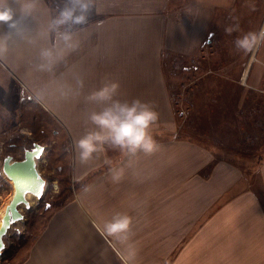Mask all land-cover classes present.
Listing matches in <instances>:
<instances>
[{
  "label": "crops",
  "instance_id": "1",
  "mask_svg": "<svg viewBox=\"0 0 264 264\" xmlns=\"http://www.w3.org/2000/svg\"><path fill=\"white\" fill-rule=\"evenodd\" d=\"M51 1L72 6L6 0L12 19L0 22V70L14 94L24 92L61 126L69 181L84 184L50 214L17 264H264V158L258 195L244 184V170L218 155V141L181 135L173 101L210 37L235 22L239 0H92L86 23L57 28ZM63 32L76 47L65 45ZM105 79L119 83L118 98L154 106L158 151H107L80 163L73 141L99 107L86 97ZM200 97L201 114L223 112L218 89ZM196 128L202 134L204 126ZM106 161L123 168L120 182L111 180ZM115 212L133 220L134 235L124 243L103 230Z\"/></svg>",
  "mask_w": 264,
  "mask_h": 264
},
{
  "label": "rangeland",
  "instance_id": "2",
  "mask_svg": "<svg viewBox=\"0 0 264 264\" xmlns=\"http://www.w3.org/2000/svg\"><path fill=\"white\" fill-rule=\"evenodd\" d=\"M234 11L237 13L234 23L244 21L243 33L258 31L263 20L264 0H239ZM58 17L59 12L54 11L53 18ZM241 34L227 35L222 27L218 28L210 37L211 45H204L198 63L182 74L186 87L181 90V97H174L173 101L181 135L197 141L203 139L208 144L218 141L222 145L217 147L218 155L232 159L242 168L244 184L261 195L257 170L264 158V45L248 54L237 52L232 42ZM190 78L195 82L189 84ZM214 88L219 91L218 106L223 112L201 114V92L204 94L205 90ZM12 89L10 80L0 70V112L10 111L11 141L20 135L19 131L24 132L25 138L21 148H11L3 155L20 159L23 148L31 147L32 142L40 143L46 149L43 156L36 159V168L45 183L40 198L31 196L29 207L19 205L24 217L8 227L0 264H17L57 205L70 200L84 184L69 181L67 146L61 126L33 99L25 97L20 101L24 92L16 90L14 94ZM195 89L197 91H191ZM211 123H214L213 128ZM201 124L204 126L202 134L196 128ZM11 192V182L0 173V210Z\"/></svg>",
  "mask_w": 264,
  "mask_h": 264
},
{
  "label": "clouds",
  "instance_id": "3",
  "mask_svg": "<svg viewBox=\"0 0 264 264\" xmlns=\"http://www.w3.org/2000/svg\"><path fill=\"white\" fill-rule=\"evenodd\" d=\"M71 7L60 10L59 17L52 24L56 28L65 24H83L87 21L92 0H71ZM77 12L79 14H77ZM12 13L7 7L6 0H0V22H9ZM231 19L235 20L234 17ZM227 35L241 32L238 23H232L224 29ZM60 39L72 49L70 32L60 33ZM233 47L244 54L258 50L264 45V26L258 31H248L238 35L233 40ZM0 42V53L4 51ZM43 56L50 55L45 51ZM82 86V84H81ZM120 85L111 79H105L101 86L91 91L86 100L99 105L98 108L87 113V127L83 134L73 141V149L80 163L86 164L98 154L107 151H117L121 156L135 157L138 154L146 156L158 151L160 145L152 135V127L159 121V113L154 106L141 99L122 100L118 98ZM109 164V173L113 182H120L124 177L123 168H115ZM132 217L126 213L115 212L110 219L103 222V230L109 237H118L121 243L129 240L132 231Z\"/></svg>",
  "mask_w": 264,
  "mask_h": 264
},
{
  "label": "water",
  "instance_id": "4",
  "mask_svg": "<svg viewBox=\"0 0 264 264\" xmlns=\"http://www.w3.org/2000/svg\"><path fill=\"white\" fill-rule=\"evenodd\" d=\"M36 147H43L38 142H32V146L30 148H24L23 150V157L21 159H11L10 155H6L2 162V172L4 175H13L18 172H24L32 175L33 181L30 184H18L14 183L12 187H14V193L11 198H9V202L5 206L4 214L1 217V224H0V258L2 257V252L5 247L4 236L8 230V227L14 221L22 219L24 217L23 213L20 212L19 205L23 204L25 207H29V201L26 200H18L19 194L21 191L25 189H30L33 191H37L39 193L40 198L42 196V186L45 183V179L42 178L40 171L36 168V161L34 158H30L29 156L36 150ZM38 158V157H37ZM36 158V159H37ZM12 173V174H11ZM14 176V175H13ZM16 177V176H14ZM19 201V202H16ZM16 203V204H15Z\"/></svg>",
  "mask_w": 264,
  "mask_h": 264
},
{
  "label": "flooded vegetation",
  "instance_id": "5",
  "mask_svg": "<svg viewBox=\"0 0 264 264\" xmlns=\"http://www.w3.org/2000/svg\"><path fill=\"white\" fill-rule=\"evenodd\" d=\"M24 100L23 97L20 98V101ZM6 107L9 108L8 104H6ZM10 111H4V112H0V157L4 154V152L9 151L11 148H21V143H23L25 141L24 135H22L24 132L23 131H19L20 135H18V137L16 139H14V141H11V126H10ZM23 150L22 149V154L20 156V159L23 157ZM6 155H10V154H5L3 155V157L0 158V173L3 174L2 172V162L4 160V157ZM11 156V155H10ZM14 159L11 156V160ZM10 160V161H11ZM4 175V174H3Z\"/></svg>",
  "mask_w": 264,
  "mask_h": 264
},
{
  "label": "bare ground",
  "instance_id": "6",
  "mask_svg": "<svg viewBox=\"0 0 264 264\" xmlns=\"http://www.w3.org/2000/svg\"><path fill=\"white\" fill-rule=\"evenodd\" d=\"M43 153H44V146L43 147H38V148L36 147V150L29 157L30 158H34V160L36 161V158L43 156ZM9 160H11V159H9ZM13 175L16 176V177H14ZM13 175H5V178H7L11 182L12 185L14 183H18V184L27 183V184H30L33 181L32 175H30L28 173L18 172V173H15ZM43 187H44V184H43L42 189H41V191L44 192ZM13 193H14V187H12V192H11L9 198L12 197ZM31 196H34L35 198H37V197H39V193H37V191H33V190H30V189H25L24 191L20 192L18 200H26V198H27L28 201H29ZM9 198H8L7 202L5 203V206L9 202V200H10ZM16 202H19V201H16ZM5 206H4V208H2L0 210V224H1V217L4 214Z\"/></svg>",
  "mask_w": 264,
  "mask_h": 264
},
{
  "label": "trees",
  "instance_id": "7",
  "mask_svg": "<svg viewBox=\"0 0 264 264\" xmlns=\"http://www.w3.org/2000/svg\"><path fill=\"white\" fill-rule=\"evenodd\" d=\"M50 4H51L52 10H53V13H54V11H56V12H60V10H62L61 7L57 6V5L54 4L53 2H50ZM53 17H54V15H53ZM53 17H52V18H53ZM53 19H54V18H53ZM56 28H57V27H56ZM68 200H69V199H66L65 201L61 202L60 204L57 205L56 208L60 207L62 204H64V203L67 202Z\"/></svg>",
  "mask_w": 264,
  "mask_h": 264
}]
</instances>
